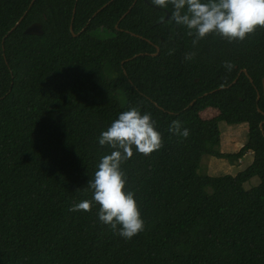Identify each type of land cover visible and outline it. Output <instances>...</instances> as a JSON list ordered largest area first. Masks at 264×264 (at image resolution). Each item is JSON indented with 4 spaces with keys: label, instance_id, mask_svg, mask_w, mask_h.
<instances>
[{
    "label": "trees",
    "instance_id": "1",
    "mask_svg": "<svg viewBox=\"0 0 264 264\" xmlns=\"http://www.w3.org/2000/svg\"><path fill=\"white\" fill-rule=\"evenodd\" d=\"M32 1L0 0V264H264V28L193 48L166 19L171 6L137 0L121 20L136 0L95 18L111 0ZM34 23L42 36L25 33ZM137 105L163 147L134 148L122 165L145 222L126 241L99 221L98 205L69 209L91 199L88 181L112 151L100 133ZM207 108L220 115L202 120ZM175 120L186 139L168 131ZM222 122L248 125L236 154L221 152ZM248 153L253 163L235 176L200 174L205 156L236 163Z\"/></svg>",
    "mask_w": 264,
    "mask_h": 264
},
{
    "label": "clouds",
    "instance_id": "2",
    "mask_svg": "<svg viewBox=\"0 0 264 264\" xmlns=\"http://www.w3.org/2000/svg\"><path fill=\"white\" fill-rule=\"evenodd\" d=\"M162 9L171 6L170 20L183 26L192 38V46L209 35H216L228 42H242L258 27L264 28V0H150ZM174 49L169 50V55ZM196 53H185L191 61ZM231 69V64L225 62ZM168 131L187 138L189 129L179 120L172 121ZM100 146L112 151L101 156L94 177L88 181L87 190L91 199L75 203L72 212H90L93 204L98 205L99 221L113 233L128 241L145 230L137 202L132 191H125L126 173L122 165L133 156V149L145 156L163 147V139L156 130V121L150 112L141 113L140 105L131 106L121 112L111 125L100 133Z\"/></svg>",
    "mask_w": 264,
    "mask_h": 264
},
{
    "label": "rangeland",
    "instance_id": "3",
    "mask_svg": "<svg viewBox=\"0 0 264 264\" xmlns=\"http://www.w3.org/2000/svg\"><path fill=\"white\" fill-rule=\"evenodd\" d=\"M215 111H211V114H208V111L201 112L202 120L214 119L220 115L218 109L211 108ZM205 112V113H204ZM248 125L242 124L239 126H229L228 124L222 122L220 123V133H221V152L223 153H238L243 146L247 143L248 135ZM254 160V155L248 153L242 162L231 163L226 159H218L211 156H205L202 160V165L200 168V174L204 176H222V175H237L238 173L244 171L248 168ZM260 181L258 178L252 179L245 186L247 189H251L259 185Z\"/></svg>",
    "mask_w": 264,
    "mask_h": 264
},
{
    "label": "water",
    "instance_id": "4",
    "mask_svg": "<svg viewBox=\"0 0 264 264\" xmlns=\"http://www.w3.org/2000/svg\"><path fill=\"white\" fill-rule=\"evenodd\" d=\"M114 1H115V0H111L110 2H108L107 4H105L102 8H100V9L98 10V12H96V13L94 14L93 18H95L100 12H102L105 8H107V7H108L112 2H114ZM35 2H36V0H33V1H32L31 5H30V8L34 5ZM136 3H137V0H136V2L134 3V5L128 10V12L122 17L121 20L125 19V18L131 13V11H132L133 7L136 5ZM75 13H76V9L74 10V14H75ZM25 15H26V14H25ZM25 15L20 19V21L14 26V28H13L9 33H12L13 31H15V30L19 27V25L22 23V21H23ZM169 17H170V14L168 13L166 19H168ZM73 22H74V17H73V19H72V24H71V27H70L71 33L73 34V36H78V34H77V35L75 34L74 27H73ZM117 28H118V26H117ZM25 33L28 34V35L42 36V35L44 34L43 25H42L41 23H34V24H32L30 27L27 28V30L25 31ZM6 37H8V35H7ZM159 51H160V49L158 48V52H159ZM155 55H156V54H155ZM134 58H136V57H134ZM243 72H244V73L250 78V80H251V82H252V79H251V77L248 75V71H247V70H242V71L239 73V75H241ZM237 80H238V79H237ZM237 80H235V81L233 82V84H235V83L237 82ZM233 84H232V85H233ZM226 88H228V87H226ZM221 89H224V87H223V88H220V90H221ZM216 91H217V90H215V91H213V92H211V93H214V92H216ZM206 95H208V94H205L204 96H206ZM258 99H260V94H259V96H258ZM193 104H194V102H193L190 106H193ZM263 124H264V122L261 123V125H260L261 128H263Z\"/></svg>",
    "mask_w": 264,
    "mask_h": 264
},
{
    "label": "crops",
    "instance_id": "5",
    "mask_svg": "<svg viewBox=\"0 0 264 264\" xmlns=\"http://www.w3.org/2000/svg\"><path fill=\"white\" fill-rule=\"evenodd\" d=\"M215 109V108H214ZM205 111H208V114H211L212 112L211 111H215V110H213V109H211V108H207ZM216 112V111H215ZM205 113V112H204Z\"/></svg>",
    "mask_w": 264,
    "mask_h": 264
}]
</instances>
